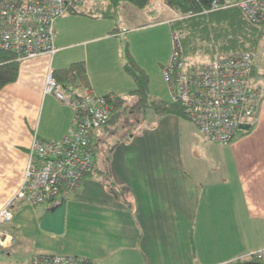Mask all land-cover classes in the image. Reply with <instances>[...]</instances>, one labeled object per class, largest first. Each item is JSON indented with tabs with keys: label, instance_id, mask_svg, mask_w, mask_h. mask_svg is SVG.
Segmentation results:
<instances>
[{
	"label": "crops",
	"instance_id": "crops-1",
	"mask_svg": "<svg viewBox=\"0 0 264 264\" xmlns=\"http://www.w3.org/2000/svg\"><path fill=\"white\" fill-rule=\"evenodd\" d=\"M59 18L55 51L21 61L17 80L0 90V208L23 180L33 136L59 140L71 129V107L44 93L49 71L83 62L87 88L95 94L121 96L135 88L129 75H121L119 84L94 70L108 53L98 45L120 43L116 37L127 28L93 37V49L84 46L83 57L71 58L60 54L64 47H55ZM169 20L165 15L157 23L169 25ZM169 54H157L160 67ZM110 57L123 72L117 51ZM262 100L255 124L228 144L210 142L184 116L152 111L133 116L130 130L113 144L93 132L90 142L99 159L79 190L65 199L63 233L40 228L44 212L59 201L19 203L3 227L16 238L5 253L26 246L32 255H77L97 264H231L264 248Z\"/></svg>",
	"mask_w": 264,
	"mask_h": 264
},
{
	"label": "built area",
	"instance_id": "built-area-1",
	"mask_svg": "<svg viewBox=\"0 0 264 264\" xmlns=\"http://www.w3.org/2000/svg\"><path fill=\"white\" fill-rule=\"evenodd\" d=\"M104 0H0V50L12 52L19 61L53 53L54 22L68 13H81ZM162 0H152L165 9ZM237 7L260 29L258 48L245 52H220L205 62H189L179 37L172 33V55L162 67L170 102L179 104L184 117L208 140L228 144L257 119L264 97V0H214L208 11ZM44 93L71 107V129L59 140L33 136L28 164L16 193L0 208V251H9L16 238L4 224L19 203L31 206L75 194L94 166L93 132L107 123L113 110V94L97 95L90 88L66 94L49 71ZM264 264V248L251 250L233 263ZM26 264H97L90 258L69 254L32 255Z\"/></svg>",
	"mask_w": 264,
	"mask_h": 264
},
{
	"label": "trees",
	"instance_id": "trees-1",
	"mask_svg": "<svg viewBox=\"0 0 264 264\" xmlns=\"http://www.w3.org/2000/svg\"><path fill=\"white\" fill-rule=\"evenodd\" d=\"M151 1L104 0L86 6L78 15L114 19L119 17L122 6L146 10L151 5ZM162 1L165 9L170 10L174 15L169 20V28L171 34L178 35L182 53L187 60L196 57L211 60L216 53L245 52L258 48L259 27L248 21L237 7L205 12L210 9L214 0ZM217 1L221 2V0ZM126 59L123 69L132 78L135 88L125 97L109 93L115 96V101L107 123L111 121L117 109L122 107L127 114H132V117L144 113L147 107L157 116L168 114L184 116L179 104L149 100L148 76L136 65L127 51ZM20 62L12 52L0 50V90L17 80ZM52 76L61 85L64 93L78 94L79 90L87 88L86 68L83 62H74L66 68L52 71Z\"/></svg>",
	"mask_w": 264,
	"mask_h": 264
},
{
	"label": "rangeland",
	"instance_id": "rangeland-1",
	"mask_svg": "<svg viewBox=\"0 0 264 264\" xmlns=\"http://www.w3.org/2000/svg\"><path fill=\"white\" fill-rule=\"evenodd\" d=\"M153 10L156 11L154 13H148ZM141 13H143V16H140ZM165 15H168L169 19L174 17L172 12H168L167 9H162L161 6L157 4H151L146 10H137L130 6H122L119 17L114 19L91 18L67 13L60 17L55 23L57 36L55 47H64L65 49H63L60 54L69 55L71 58L75 56L83 57L84 46H88L89 50L93 49L94 45L90 44L93 37L102 36L103 34H112L108 32L113 28H117L120 31L125 27L127 28V32L116 37L120 43L116 44L113 42L112 44L109 42V44L102 43L98 45L99 47L101 46L104 52L108 53L100 58L99 62L94 66V70L97 73H102L103 75L113 78L115 82L120 84L122 81L121 75L127 74L124 69L123 72L120 68H118V70L116 69L114 60L110 57V52L117 51L119 61L122 59L123 63H125L127 60V51L136 65L148 76L149 100H163L169 102L170 95L167 84L164 81L162 67L157 63L158 53L165 54L168 50V52H170L168 61L172 55V34L169 25L157 23ZM81 43L86 45L81 46ZM259 59H261L260 66L263 68L264 59L262 60L261 56L258 57V60ZM187 61L205 62L209 60L207 58L196 57L193 60ZM128 79L133 88L135 84L130 77ZM122 88H125V86ZM127 99H129L128 96ZM151 111L149 107L146 108L147 114L151 113ZM140 115L142 116L143 113H140ZM132 120V114H127L123 107L118 108L112 115L111 121L107 123L108 126H106L111 128V135L107 133L106 127L96 129L94 134L99 133V136L106 138L108 144H113L118 135H123L127 130H130L129 126ZM95 140L96 138L93 140L94 146ZM98 157V150L94 147V158L96 162H98ZM45 204H50V202H46ZM32 254V249L26 248V246L14 247L8 254L0 251V264H26Z\"/></svg>",
	"mask_w": 264,
	"mask_h": 264
},
{
	"label": "water",
	"instance_id": "water-1",
	"mask_svg": "<svg viewBox=\"0 0 264 264\" xmlns=\"http://www.w3.org/2000/svg\"><path fill=\"white\" fill-rule=\"evenodd\" d=\"M243 129L250 130L248 125H244ZM65 199H60V202L54 207L47 209L41 219L40 228L44 231L60 235L64 230V219H65ZM242 264H263L260 262H245Z\"/></svg>",
	"mask_w": 264,
	"mask_h": 264
},
{
	"label": "bare ground",
	"instance_id": "bare-ground-1",
	"mask_svg": "<svg viewBox=\"0 0 264 264\" xmlns=\"http://www.w3.org/2000/svg\"><path fill=\"white\" fill-rule=\"evenodd\" d=\"M245 130V129H244ZM248 130H245V132H247ZM208 140V139H207ZM210 141V140H209ZM210 142H213V141H210ZM214 143H217V142H214ZM218 144H220V143H218ZM60 199H62V198H59V200H55V201H53V202H56V201H59L60 202ZM63 199H66V198H63ZM59 202H57V203H59ZM51 203V202H50ZM233 264H236V263H233Z\"/></svg>",
	"mask_w": 264,
	"mask_h": 264
}]
</instances>
